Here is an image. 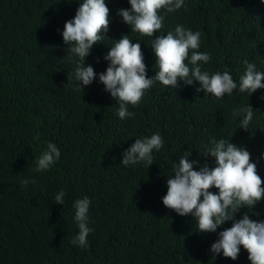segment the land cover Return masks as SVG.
Here are the masks:
<instances>
[{
  "label": "trees",
  "instance_id": "trees-1",
  "mask_svg": "<svg viewBox=\"0 0 264 264\" xmlns=\"http://www.w3.org/2000/svg\"><path fill=\"white\" fill-rule=\"evenodd\" d=\"M78 6L77 0H0V264H250L242 246L235 261L213 258L209 247L216 233L196 232L195 220L167 209L161 197L166 176L186 149L192 150L189 159L214 166L213 158L201 156L213 139L244 146L264 187V89L216 98L196 93L195 85L178 81L174 89L157 82L138 105H129L133 115L121 120L103 85L94 79L81 92L72 79L74 65L63 58L67 46L60 31ZM106 6V37L93 45L86 63L103 72L102 56L128 34L133 43L141 40L147 75L154 76L152 38L131 32L116 14L130 7L127 0H106ZM159 14L164 19L158 34L177 25L201 33L197 51L210 56L202 70L229 71L237 84L246 60L264 71L260 0H185L182 8ZM245 106L254 115L242 129L234 113ZM155 132L163 146L153 152V164L119 163L135 138ZM49 142L60 158L37 171ZM23 179L35 183L25 186ZM60 190L62 205L54 201ZM85 196L93 229L87 249L70 243L78 233L73 202ZM246 211L239 209L235 218ZM249 216L264 219V199ZM230 226L225 222L217 232Z\"/></svg>",
  "mask_w": 264,
  "mask_h": 264
},
{
  "label": "clouds",
  "instance_id": "clouds-1",
  "mask_svg": "<svg viewBox=\"0 0 264 264\" xmlns=\"http://www.w3.org/2000/svg\"><path fill=\"white\" fill-rule=\"evenodd\" d=\"M79 6L75 15L65 21L60 31L64 49V59L74 65L72 79L76 87L83 92L95 79L103 85V90L118 104L116 115L124 120L133 115L129 105L136 106L146 90L155 83L177 88L178 81L187 86L195 85V92L211 94L222 98L238 89L252 94L264 89V71H259L254 63L244 61L246 65L239 77V84L229 71H217L210 74L202 70V65L210 60L207 52L200 48L199 31H192L182 25L166 35L158 34L163 27V15L185 6V0H127L130 7L117 10V15L131 32L151 37L150 48L154 56L155 75L149 77L141 51V40L133 43L128 34H123L108 47L102 59L107 62L103 72H95L86 63L93 45L106 37L110 22L106 0H77ZM264 4V0H260ZM154 33L156 34L154 36ZM191 54L189 55V51ZM187 60V63L185 62ZM152 65V68H153ZM240 118L242 129H247L253 119V108L241 107L234 113ZM163 146V138L155 132L150 136L135 138L134 142L121 153L122 166H135L139 163L153 164V152ZM204 155L213 158L214 166L200 164L189 159L192 150L183 151L172 165V174L166 176V193L161 197L162 204L179 216H190L196 222V232L216 233L217 239L211 243L209 251L213 258L217 255L235 261L241 252V246L247 251L250 264H264V219L253 220L249 216L253 206L264 199L262 179L257 173V163L250 159L249 151L227 139H213L204 147ZM60 158V149L52 142L36 161V170L45 171ZM264 160V153H261ZM35 180L23 179L28 185ZM216 189L215 192L210 189ZM65 192L60 190L54 201L62 205ZM88 197L73 202V220L78 233L71 239L74 246L87 249L89 227ZM246 208L239 219L235 213ZM250 209V211H249ZM258 215V214H257ZM231 221V226L217 232V228Z\"/></svg>",
  "mask_w": 264,
  "mask_h": 264
}]
</instances>
